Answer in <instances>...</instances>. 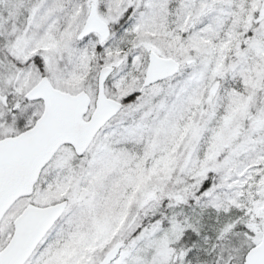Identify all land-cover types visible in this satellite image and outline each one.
Segmentation results:
<instances>
[{"label":"snow or ice","instance_id":"snow-or-ice-1","mask_svg":"<svg viewBox=\"0 0 264 264\" xmlns=\"http://www.w3.org/2000/svg\"><path fill=\"white\" fill-rule=\"evenodd\" d=\"M0 264H264V0H0Z\"/></svg>","mask_w":264,"mask_h":264}]
</instances>
